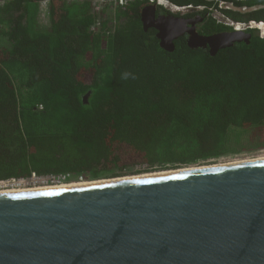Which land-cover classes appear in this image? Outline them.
Here are the masks:
<instances>
[{
    "label": "trees",
    "instance_id": "16d2710c",
    "mask_svg": "<svg viewBox=\"0 0 264 264\" xmlns=\"http://www.w3.org/2000/svg\"><path fill=\"white\" fill-rule=\"evenodd\" d=\"M166 1L217 8L216 0ZM231 2L248 10L221 9L230 20L264 22V0ZM147 4L0 6V179L70 173L97 180L121 175L114 170L185 168L264 149V35L248 29V42L214 55L180 37L168 51L156 29L143 28ZM201 29L224 25L210 16Z\"/></svg>",
    "mask_w": 264,
    "mask_h": 264
},
{
    "label": "water",
    "instance_id": "95a60500",
    "mask_svg": "<svg viewBox=\"0 0 264 264\" xmlns=\"http://www.w3.org/2000/svg\"><path fill=\"white\" fill-rule=\"evenodd\" d=\"M149 19L168 51L186 31L211 55L251 36ZM198 166L0 193V264H264V158Z\"/></svg>",
    "mask_w": 264,
    "mask_h": 264
},
{
    "label": "built area",
    "instance_id": "2783aa9c",
    "mask_svg": "<svg viewBox=\"0 0 264 264\" xmlns=\"http://www.w3.org/2000/svg\"><path fill=\"white\" fill-rule=\"evenodd\" d=\"M6 1L7 0H0V6L5 4ZM115 1H117L120 4H123L127 0H115ZM149 1L154 2V0H149ZM156 1H157L156 2L157 4L162 5L158 3V0ZM216 1H217V8L215 9L219 10V14L221 18L226 20L225 22L227 25L233 27L234 29H240V28L257 29L261 35H264V22H255V21H250L248 23L234 22L220 11L223 8L237 9L239 11H246L248 10L247 7L242 6V7L235 8L234 6L228 7L224 5L226 4V2H230L232 4L231 0H216ZM171 6H174L176 9L179 8V6L173 5V4H171ZM171 10H172V7H171ZM258 24H262L263 27L258 26ZM152 171H156V169L149 168L146 166H139V167L134 168V174H139L143 172H152ZM83 182H85V180L82 175L73 176L70 173L37 175L35 173H32L31 175L27 177L0 179V191L7 190V189H16V188H20V186H25L29 184H40V186H60V185L72 184V183L80 184Z\"/></svg>",
    "mask_w": 264,
    "mask_h": 264
},
{
    "label": "flooded vegetation",
    "instance_id": "af4514ba",
    "mask_svg": "<svg viewBox=\"0 0 264 264\" xmlns=\"http://www.w3.org/2000/svg\"><path fill=\"white\" fill-rule=\"evenodd\" d=\"M149 3H151V2L149 1ZM168 3H169V6H167V8H165L166 6L161 8L158 4H156L157 5L156 8H151V7L147 8L146 6L143 7V9H144V18H145L144 20H145V22L147 24L146 25V30L149 29V28H153V26H152V22L153 21L151 22V20L149 18H153L152 20H155L158 16L165 15V14H174L175 16L184 18L186 20H194V22H193L194 23V28H195L196 32L199 35H211V34L220 33L222 31H230V30L234 29L233 27H231V26L226 24L225 19H223V18L218 19V18H216L215 15H211L209 10L212 9V7L205 8V7H202V6L186 5V6H179L178 9H174V10L172 9L171 10L170 6H171L172 3H170V2H168ZM147 5H149V4H147ZM210 16L212 18L216 19V22L218 24H223L224 25V29H221V30H218V31H212V32H209V30H202L201 27L203 25H205V24H208ZM188 25H190V23H188ZM180 37L184 38V40L186 42L187 38L189 37V34H188L187 31L184 32V34L182 36H179L177 39L174 40V45H175V41H177ZM193 49H202V50L207 51V52H209L211 54V52H210L211 47L208 44L206 45V47H200L199 46V47H196V48H193ZM219 49H221V48H217L213 52L212 55H214Z\"/></svg>",
    "mask_w": 264,
    "mask_h": 264
},
{
    "label": "rangeland",
    "instance_id": "374dc122",
    "mask_svg": "<svg viewBox=\"0 0 264 264\" xmlns=\"http://www.w3.org/2000/svg\"><path fill=\"white\" fill-rule=\"evenodd\" d=\"M94 2L97 3V4L104 3V2H106L108 4H110V3L114 4L116 1L115 0H94ZM154 2L156 3L157 1L154 0ZM224 5H226L228 7H233V5L230 2H226V4H224ZM98 6H100V5H98ZM162 7H165V5L164 6L162 5ZM165 8H167V6ZM209 12H210L211 15H215L216 18L221 19V16L219 14V10L218 9H215V8L212 7V9H210ZM253 158H264V149H261V150H258V151H254V152H250V153H243V154L235 155V156L222 157V158L213 160L211 162V164L212 163L222 164V163H229V162L240 161V160H249V159H253ZM119 171L118 170H114L111 173H120L121 175H119V176H121V177L125 176V175H135L134 174V167L123 169V170H119ZM156 171H158V170H156ZM139 174H142V173H139ZM116 177H118V176H116ZM104 178H111V177H103V178H100V179H104ZM84 180L85 181H91V180H88V178L87 179L84 178ZM64 185H69V184H64ZM39 186H40V184H29V185L20 186V187L35 188V187H39Z\"/></svg>",
    "mask_w": 264,
    "mask_h": 264
},
{
    "label": "bare ground",
    "instance_id": "6f19581e",
    "mask_svg": "<svg viewBox=\"0 0 264 264\" xmlns=\"http://www.w3.org/2000/svg\"><path fill=\"white\" fill-rule=\"evenodd\" d=\"M158 2L162 5H165V6H169V3L166 1V0H158ZM172 9H176L174 6H171ZM258 26L260 27H263L262 24H258ZM240 161H243V160H240ZM236 162V161H234ZM229 163H233V162H229ZM222 164H227V163H222ZM194 167V166H192ZM199 167V166H198ZM167 170H162V171H155V172H147V173H142V174H135V175H125V176H118V177H112L111 179L113 178H116V179H122V178H134V177H141V176H148V175H156V174H163V173H166ZM98 181H108L107 178H104V179H98ZM97 182V181H96ZM83 183H87V181L83 182ZM82 184V183H80ZM71 185H78V184H69V185H60V186H39V187H35V188H29V187H20V188H16V189H7V190H2L0 191V193H6V192H15V191H27V190H41V189H48V188H58V187H65V186H71Z\"/></svg>",
    "mask_w": 264,
    "mask_h": 264
}]
</instances>
